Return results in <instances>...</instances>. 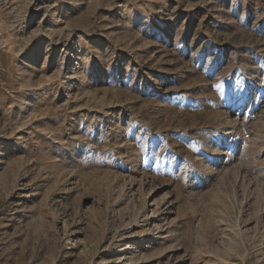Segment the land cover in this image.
I'll use <instances>...</instances> for the list:
<instances>
[{
  "label": "rangeland",
  "instance_id": "374dc122",
  "mask_svg": "<svg viewBox=\"0 0 264 264\" xmlns=\"http://www.w3.org/2000/svg\"><path fill=\"white\" fill-rule=\"evenodd\" d=\"M0 264H264V0H0Z\"/></svg>",
  "mask_w": 264,
  "mask_h": 264
}]
</instances>
